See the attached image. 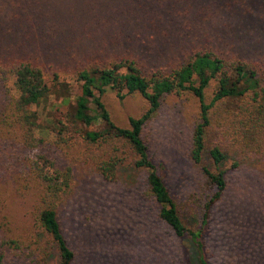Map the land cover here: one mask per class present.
Returning a JSON list of instances; mask_svg holds the SVG:
<instances>
[{
  "label": "rangeland",
  "instance_id": "obj_1",
  "mask_svg": "<svg viewBox=\"0 0 264 264\" xmlns=\"http://www.w3.org/2000/svg\"><path fill=\"white\" fill-rule=\"evenodd\" d=\"M197 50L260 61L264 0H0V60L29 61L49 82L57 73L60 81L74 83L76 65L93 60L133 57L148 68H170ZM4 99L0 85V108ZM59 100L51 95L35 106L41 124L57 113ZM100 100L122 127L148 107L139 94L120 98L110 89ZM198 120L195 96L169 94L145 130L156 173L188 230L199 227L200 198L208 186L201 165L190 157ZM216 139L215 127L207 129L202 163L210 171L223 170L227 185L201 236L207 261L264 264V159L227 151L217 167L208 153ZM15 151L14 137L0 131V238L34 232L36 193L17 191ZM145 187L143 169L124 165L106 179L77 162L72 193L58 209L75 252L72 264H200L190 235L177 236L157 217L158 205L145 198ZM57 258L54 246L33 247L4 264H56Z\"/></svg>",
  "mask_w": 264,
  "mask_h": 264
},
{
  "label": "trees",
  "instance_id": "obj_2",
  "mask_svg": "<svg viewBox=\"0 0 264 264\" xmlns=\"http://www.w3.org/2000/svg\"><path fill=\"white\" fill-rule=\"evenodd\" d=\"M74 81H60L53 73L49 82L42 69L29 61L0 60L5 96L0 131L15 139L17 191L33 189L36 193L33 234L0 238V264L20 258L33 247L46 251L53 246L58 251L56 264L73 263L75 252L63 234L58 209L72 193L78 161L90 164L106 179H113L124 165L145 170L143 195L157 203V217L177 236L188 233L197 247L199 263L209 264L201 236L210 209L221 200L227 184L223 170L210 171L202 163L206 132L211 127L217 132L216 143L208 151L217 167L227 151L264 159V55L259 61L197 50L170 68H148L133 57L93 60L76 65ZM208 88L212 89L210 96ZM107 89L120 98L139 94L148 107L139 117L129 116L128 127L119 126L100 100ZM183 93L199 102L190 157L201 165L208 183L206 195L200 198L201 220L196 230L187 229L174 198L156 173L145 135L162 99ZM51 95L60 98V106L41 124L35 106Z\"/></svg>",
  "mask_w": 264,
  "mask_h": 264
}]
</instances>
